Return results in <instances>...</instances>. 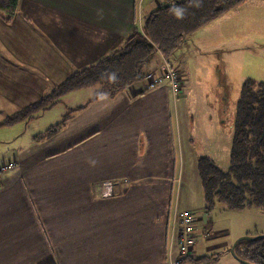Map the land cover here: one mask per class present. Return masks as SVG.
<instances>
[{"label": "crops", "instance_id": "1", "mask_svg": "<svg viewBox=\"0 0 264 264\" xmlns=\"http://www.w3.org/2000/svg\"><path fill=\"white\" fill-rule=\"evenodd\" d=\"M162 2L20 0L9 24L0 16V99L15 109L4 108L0 100L2 113H14L38 100L75 70L119 47ZM216 20L194 32L195 38L209 29L219 32ZM229 25L225 28L231 42L206 51L218 60L210 65L221 76L222 53L232 50L233 44ZM192 37L168 59L183 73V85ZM157 58L163 59L159 54ZM143 86L113 96L101 94L71 107L52 136L41 137L45 132L34 128L18 143V150L11 148L14 141L6 143L0 162L12 156L15 166L0 182V264H173L179 250V214L204 208V197L195 204L178 185L187 148L181 132L187 125L186 109L183 102L179 104L183 98L187 103L185 92L174 95L166 83ZM217 88L211 87L219 99L225 98ZM101 99L103 107H97L91 118L76 120L82 113L91 115L90 109ZM223 111L219 102L216 113L221 118ZM38 116L0 127L15 133L7 140L17 141ZM196 159L191 160L194 175ZM193 217L195 221L199 215ZM195 230L193 258L217 257L194 255L200 240L222 237L214 235L212 223L196 224ZM221 245L222 241L203 250Z\"/></svg>", "mask_w": 264, "mask_h": 264}, {"label": "rangeland", "instance_id": "2", "mask_svg": "<svg viewBox=\"0 0 264 264\" xmlns=\"http://www.w3.org/2000/svg\"><path fill=\"white\" fill-rule=\"evenodd\" d=\"M214 24L219 28V32H216L214 29L209 32V29L207 32H199L201 33L199 39L195 38V35H197L195 33L192 37L193 42L191 38L189 40L190 46L186 56L187 62L186 65H183L185 68V84L182 85V91L186 94L187 103L185 98L179 102V104L183 102L184 109H186V119L184 121L187 122V125L185 129L181 127V132L187 148L185 149L184 170L179 174L180 180L178 185L181 193L186 191V196H190L195 204L200 201V198L202 200L203 193L199 178L196 174L194 175L195 168L192 167V157H199L202 155L208 156L221 170H227L229 166V150L234 136L235 126L240 118L237 104L242 85L250 80L254 83L252 88L256 89L260 81L264 82V0H246L237 8L216 20ZM229 24L233 27V44L232 50L222 53L224 58V60H222L224 74L221 76L215 72L216 66L210 65L211 62L219 64L218 60H215L216 57L213 59V56L211 57V54L206 51L215 44H219L223 47L231 42L229 38H227L229 35L227 32L228 28H225ZM195 46L201 50H197ZM181 51H184V49ZM153 62V66H151L150 69L147 68L148 71H146V73L151 72L158 75V68L161 65L163 66L164 62H167L169 66L175 69L170 64L169 60L161 59L160 62L158 58L155 57ZM157 63L160 64L158 67H156ZM179 66L181 67L182 65L180 64ZM208 66H211L210 71H208ZM175 71L182 77L183 73L181 70L175 69ZM214 86L218 87L215 91L223 92L225 98L219 99L217 97V92H213L211 89V87L213 88ZM97 87H99V85L84 88L78 92L63 96L59 102L45 113H39L40 115L37 114V116L39 115L35 118L37 121H30L27 134L19 137L17 141H15V139H10L12 141L7 140L8 138H14L15 133L11 129L0 127V151L4 150L3 148L13 141L14 143L11 145V148L14 147L18 150V143H22L27 135H29V132L34 128H39L38 131L40 130V132L48 131L50 127L71 114V107L84 104L87 100L91 99ZM144 87L148 86L144 85L143 88ZM0 100L5 104V106H3L4 108L7 107V109L15 110L11 104L7 105L3 99ZM214 102H216V104ZM219 102L222 110L226 109V112H222V118L224 119L216 113L217 104ZM104 103V100H98L94 109H90L91 115L87 117L85 112L78 116L76 120H87L91 118L94 111L97 110V107L102 108ZM10 114L12 113H2L0 109V120ZM6 143L9 144L6 145ZM7 160L13 162L14 158H12V156L5 157V160H1L0 164ZM203 204L205 206V202ZM193 212V216H197L198 214L201 219L196 217V220L191 222V237H195V234L197 236V232H195L196 224L201 226L202 223L206 225L209 224V222L212 223V231H215L214 235L222 236L220 239L200 240V243L195 247L196 252L194 255L196 253L199 255L217 254L221 260L218 262V259L216 264H244L235 259L233 255L226 250V247H228L226 246L227 242L231 246L233 242L242 235L256 236L264 234V210L257 207L233 210L229 209L221 202H215L213 208L209 212L203 207ZM205 233L208 236L211 235L208 230H206ZM198 239L199 237L197 241ZM220 241H222L221 247H216L209 250V252L203 250L206 245H214ZM193 246L194 245H192V247ZM191 250L192 249H190L189 254H183L182 256L176 252L173 258V264H184L185 262V264H198L201 258L195 260L193 255L190 254Z\"/></svg>", "mask_w": 264, "mask_h": 264}, {"label": "trees", "instance_id": "3", "mask_svg": "<svg viewBox=\"0 0 264 264\" xmlns=\"http://www.w3.org/2000/svg\"><path fill=\"white\" fill-rule=\"evenodd\" d=\"M245 1L199 0V6L195 7L187 5L186 0H175V3L188 7L183 19H176L169 13L173 0L160 3L142 18L140 26L133 27L119 47L94 63L75 70L38 100L4 117L0 120V126L34 118L66 94L84 88L99 85L88 101L91 102L101 94L113 96L129 87L144 85L146 70L155 56L159 54L168 60L194 32ZM19 2L0 0V16L4 22L9 24L13 20ZM253 84L248 80L241 88L237 104L240 118L230 146L227 170H221L208 156L202 155L196 159L204 208L208 212L215 202H221L233 210L251 207L264 210V82H259L256 89L252 88ZM68 116L41 137L58 132ZM234 251L239 258L252 264H264V237L240 240ZM218 258L202 257L198 264H210Z\"/></svg>", "mask_w": 264, "mask_h": 264}, {"label": "built area", "instance_id": "4", "mask_svg": "<svg viewBox=\"0 0 264 264\" xmlns=\"http://www.w3.org/2000/svg\"><path fill=\"white\" fill-rule=\"evenodd\" d=\"M158 70V75L156 73L151 72L145 74L144 81L145 85L148 86L147 88L154 87L155 85H158L160 83H166L170 86L174 94L178 93L181 89L180 75H178V73L171 66H169L167 62H164L163 66H161ZM14 164V161L12 162L11 160H7L0 164V182L2 180L3 175L9 170H11ZM179 217L181 218V228L178 236V254L182 256L183 254H187L190 247L194 244V236L191 237L190 235L192 234L191 222L194 221V217L192 213L189 212H181L179 214Z\"/></svg>", "mask_w": 264, "mask_h": 264}, {"label": "clouds", "instance_id": "5", "mask_svg": "<svg viewBox=\"0 0 264 264\" xmlns=\"http://www.w3.org/2000/svg\"><path fill=\"white\" fill-rule=\"evenodd\" d=\"M186 4L189 6H199V0H186ZM169 13L176 19H183L188 12V7L175 3V0L170 4Z\"/></svg>", "mask_w": 264, "mask_h": 264}, {"label": "water", "instance_id": "6", "mask_svg": "<svg viewBox=\"0 0 264 264\" xmlns=\"http://www.w3.org/2000/svg\"><path fill=\"white\" fill-rule=\"evenodd\" d=\"M258 237H264V234H260V235H256V236L242 235V236L238 237V238L233 242L232 246L230 247V253H231V254L233 255V257H234L235 259H237L238 261H240V262H242V263H244V264H252V263H250V262H248V261H246V260H244V259L239 258V257L236 255L235 251H234V247H235V245L237 244V242L240 241V240H243V239L253 240V239L258 238Z\"/></svg>", "mask_w": 264, "mask_h": 264}]
</instances>
